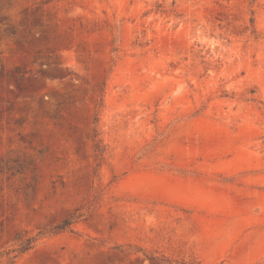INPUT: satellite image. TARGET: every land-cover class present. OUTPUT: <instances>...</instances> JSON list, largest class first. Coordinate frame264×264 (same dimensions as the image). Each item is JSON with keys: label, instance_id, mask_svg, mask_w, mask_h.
Here are the masks:
<instances>
[{"label": "rangeland", "instance_id": "1", "mask_svg": "<svg viewBox=\"0 0 264 264\" xmlns=\"http://www.w3.org/2000/svg\"><path fill=\"white\" fill-rule=\"evenodd\" d=\"M31 236L13 264H264V0H0V260Z\"/></svg>", "mask_w": 264, "mask_h": 264}, {"label": "trees", "instance_id": "2", "mask_svg": "<svg viewBox=\"0 0 264 264\" xmlns=\"http://www.w3.org/2000/svg\"><path fill=\"white\" fill-rule=\"evenodd\" d=\"M68 225L67 221H64L61 225H58L55 227V230H60L63 229ZM37 236H31L27 239L26 242L19 243L18 246L12 250H8L4 253L5 255V260H0V264H13L14 259L21 253L25 252L28 250L32 243L35 241Z\"/></svg>", "mask_w": 264, "mask_h": 264}]
</instances>
